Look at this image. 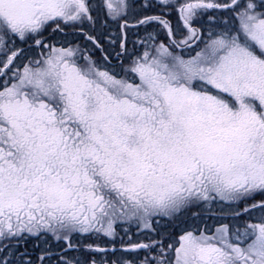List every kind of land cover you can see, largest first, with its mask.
Masks as SVG:
<instances>
[{
    "label": "snow or ice",
    "instance_id": "snow-or-ice-1",
    "mask_svg": "<svg viewBox=\"0 0 264 264\" xmlns=\"http://www.w3.org/2000/svg\"><path fill=\"white\" fill-rule=\"evenodd\" d=\"M0 264H264V0H0Z\"/></svg>",
    "mask_w": 264,
    "mask_h": 264
}]
</instances>
